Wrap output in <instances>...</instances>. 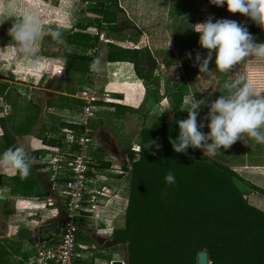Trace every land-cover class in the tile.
Listing matches in <instances>:
<instances>
[{"label": "crops", "instance_id": "1", "mask_svg": "<svg viewBox=\"0 0 264 264\" xmlns=\"http://www.w3.org/2000/svg\"><path fill=\"white\" fill-rule=\"evenodd\" d=\"M116 1L124 17L135 29L109 30L108 38L104 37V42L95 43L93 52L74 51L79 55L92 54L93 60L98 56L102 58L103 70L93 73L90 81L85 78L90 67L85 71L66 66L65 54L53 59L52 56L36 53L34 57H28L27 67L19 68L11 64L15 53H3L4 57L10 53V57L4 59L8 66L0 72V124L4 125L14 139L13 147L23 144L29 151L32 167L27 179H21L10 168H0V264H29L32 243L55 238V233L64 220V180L48 181L41 160L49 153L48 146L60 144L61 129H75L77 126L73 119L80 104L75 96L79 88L91 85L97 91L108 93L105 101L95 103L94 116L90 119L94 163L93 171L88 173L91 182L87 184V188H97L101 193L96 197L94 211L82 213L77 222L75 242L80 257L78 261L86 264H107L112 259H122L123 253L126 256L125 243L114 242L113 235L123 227L129 160L138 150L139 130L148 126L161 110L167 116L170 115L173 99L177 97V85L181 87L184 73L190 74L189 78L192 74L195 81L192 83L190 80V93L185 94L187 101L189 96L190 101L194 102L193 93L208 94L209 102L226 93L223 88L225 80L216 84L210 70L206 71V88L201 90L200 84L204 85L198 76L199 67L192 64L190 68L186 64L184 67L182 48L179 44L176 45L181 39L176 36V26L186 24L192 32H196L194 25L207 20L199 19L200 12L203 15L208 8L206 1L189 0L194 9L190 7V16L185 15L183 18V6L178 4L180 0ZM199 4L205 5L203 9ZM173 9L179 11L176 13ZM47 19L53 21L52 17L48 16ZM57 24L59 26L54 28L60 27L62 23L57 20ZM108 25L105 23L104 27ZM252 25L253 31H262L259 26ZM263 39L259 38L260 42H256L262 43ZM106 41L135 48L145 46L155 62L150 75L145 78L137 77L131 61L106 60ZM76 48L80 50L85 47ZM78 65L80 68L82 65L86 66L83 60H78ZM242 67L246 69L245 66ZM57 68L60 69L59 73L55 72ZM256 68H261V71H256L261 72V79L251 83L255 88L264 90V67ZM21 69H25L23 71L27 76H21ZM186 100L181 95L180 108ZM197 119L198 122L203 119L200 113ZM203 122L205 127L200 130L207 133L210 131L206 126L208 121ZM233 148L237 149L238 153L235 154L242 161L231 162L228 165L230 168L237 173L238 169L263 173L264 164H250L248 159L254 160L253 157L259 156L264 150V144L252 141L248 145L245 137L227 150ZM198 151L204 153L202 149ZM228 153L230 152L223 150V153L209 157L221 159ZM16 183L29 186L30 195L12 193L9 186ZM52 223L54 229L51 228Z\"/></svg>", "mask_w": 264, "mask_h": 264}, {"label": "trees", "instance_id": "2", "mask_svg": "<svg viewBox=\"0 0 264 264\" xmlns=\"http://www.w3.org/2000/svg\"><path fill=\"white\" fill-rule=\"evenodd\" d=\"M85 1L89 4L82 6ZM205 1L208 8L203 15L200 12L199 19L211 18L213 22L221 19L224 8ZM59 3L58 9L50 8L53 15L63 12L64 8L76 7L79 15L87 13L81 17L82 23L74 22L66 32L64 40L69 45L92 49L97 33L88 29L98 27L100 22L109 24V30L135 29L124 17L116 0H73L69 6L62 0ZM27 4L18 0L16 8L25 11L30 6ZM184 9L183 13L190 16L191 9ZM10 15L6 9L0 11V22L13 19ZM52 18L54 23L59 16ZM49 26L52 27L51 21ZM44 31L47 32V29L42 31L45 39L50 38ZM186 31L183 34L186 38L183 40L181 36L176 45L179 44L185 52L189 49V52L197 50L207 54V50L199 45L200 34L189 28ZM105 52L108 61H131L134 74L139 78L148 77L155 64L145 46L135 48L106 41ZM62 54H65V65L72 69L86 71L93 61L92 54L79 55L74 51ZM78 60H83L86 66L80 68ZM85 78L88 79V73ZM187 93L189 85L183 79L181 87L177 85V97L173 99L170 115L161 110L148 126L139 130L137 157L129 160L123 227L114 233L113 241L125 243L124 264H195V254L201 249L206 250L209 264H264V210L248 203L237 184L245 183L253 192L263 196L264 188L246 181L228 165L204 155L198 149L190 147L186 154L173 150L169 138L178 137L177 122L188 116L180 110L181 95ZM205 98L210 100L208 94L193 93L194 102ZM207 112V106L199 110L202 117ZM0 128V152L3 153L13 147L14 139L4 125L0 124ZM150 140L157 141L161 147H148ZM246 140L248 145L255 142L251 137H246ZM169 172L175 176L174 184L165 180ZM46 176L48 179V174ZM9 187L12 193H31L25 183ZM78 220L79 217L76 226Z\"/></svg>", "mask_w": 264, "mask_h": 264}, {"label": "clouds", "instance_id": "3", "mask_svg": "<svg viewBox=\"0 0 264 264\" xmlns=\"http://www.w3.org/2000/svg\"><path fill=\"white\" fill-rule=\"evenodd\" d=\"M64 0H62V3ZM218 7L226 5L230 13H239L264 31V0H209ZM18 0H0V11H14ZM199 35V45L207 50L205 56L196 53L195 59L200 72L209 70V64L215 53V67L220 73H228L249 57L264 59V42L257 43L255 37L247 27L236 20L211 18L203 23L194 25ZM54 40L62 41L60 30H50ZM9 35L15 43L14 53L17 56H35L38 49L37 42L42 38V24L38 13L28 11L15 18ZM170 44V41H169ZM168 44V45H169ZM191 59L192 54L186 53ZM101 57H96L90 64V71L99 73L103 70ZM223 88L227 94H222L214 101L207 98L185 101L181 111H187L186 119L179 120V135L170 139L173 150L177 153H187L191 147L202 149L204 155L210 157L221 154V149H229L235 142L245 137L254 138L257 143L264 144V90L254 87L246 76H238L234 80L225 81ZM207 106L209 111L198 122L199 110ZM208 121L209 132L200 129L205 127L203 121ZM161 147L155 140H150L148 147ZM155 153L153 152V155ZM31 156L23 144L9 147L0 154V168H10L18 173L21 179L31 175ZM165 180L169 184L175 183V176L169 172Z\"/></svg>", "mask_w": 264, "mask_h": 264}, {"label": "built area", "instance_id": "4", "mask_svg": "<svg viewBox=\"0 0 264 264\" xmlns=\"http://www.w3.org/2000/svg\"><path fill=\"white\" fill-rule=\"evenodd\" d=\"M104 22L98 26L97 41L104 42ZM56 73L60 69L55 70ZM93 72H88V81ZM75 96L80 100L74 123L75 129L63 128L62 139L57 146H48L49 153L42 162L48 174V180L54 182L64 179L63 186V216L64 220L57 229L56 237L49 240H36L32 243V255L29 264H86L81 263L76 250V219L82 213L94 211L96 197L101 193L97 188H87L91 182L89 172H92L93 146L90 119L94 116L95 103L105 101L108 93L97 91L91 85L79 88ZM136 152V151H135ZM137 157V152L131 160ZM107 264H124L122 259H112Z\"/></svg>", "mask_w": 264, "mask_h": 264}, {"label": "rangeland", "instance_id": "5", "mask_svg": "<svg viewBox=\"0 0 264 264\" xmlns=\"http://www.w3.org/2000/svg\"><path fill=\"white\" fill-rule=\"evenodd\" d=\"M22 1L27 2L28 3L27 5H30V6L25 11H21L17 8L14 11H8L11 14L10 15L11 18H13L12 20H15L16 17H20L28 11H34V12L38 13L40 16L41 24H42V31L44 29H47V32L46 31L43 32L45 34L47 33L46 36H51L49 34L50 30H60L62 32V41L63 42H58L57 40H54L52 36L50 38L45 39V36H43V34H42V38L37 42V45H36V47L38 49L37 53L43 54L45 56H52V58L55 59L57 56H60V55H62V53L68 52V51L93 52L92 49H88V48H81L79 50L76 48V46L68 45L64 40V36H65L66 32L68 31L69 26L74 24V22H76V21H79L80 23H82L81 17L83 15H87V13H84V14L82 13L79 15L78 11H77L78 7H76L74 9L73 8L72 9H67V8L65 9L64 8L63 12L60 11V12H58V14H57V12H55V14L53 15L52 14L53 13V10H52L53 7L58 9L60 6L59 2H61V0H22ZM64 2L67 4V6H69L72 4L73 0L72 1L65 0ZM168 3H170V1ZM87 4H89L88 1L84 2L82 4V6L87 5ZM178 4L183 6V10L182 11L180 10L181 14H182V18L186 17L185 14L183 13L186 10L184 8L187 7V9H190V7L191 8L193 7L192 4H190L189 0H180V1H178ZM204 6H205L204 4H199V7H201L202 9ZM50 8H52V9H50ZM223 8H224L225 13L223 14L222 18L236 20L237 22L245 25L247 27L248 31L255 37L256 41L259 38H260V40L263 39L264 32L263 31H253L252 30V26H253L252 24H254V23L250 19H248L247 17H245L239 13H235V14L230 13L227 10L226 5L223 6ZM192 9H194V8H192ZM173 10L174 11L176 10V13L179 11L178 9H173ZM48 12L50 14V17L57 16V15L59 16V18L57 20H58V23H62V24H60V27L54 28L55 26H59V24H57V21L52 24V27H47L48 23H50V21H48V19H47ZM49 20H51V19H49ZM51 22H53V21H51ZM180 24H182V22ZM254 25L257 26L256 24H254ZM188 28H189V26L186 24L176 26V30H177L176 36L181 38V36H183L182 34H185L187 32L186 30ZM174 29H175V27H174ZM88 30L91 32H95L97 34L99 33L97 26L89 28ZM101 30L103 31V36L105 37V39L108 38L107 36H108L109 29H107V26L103 27ZM172 32H173V30L171 29V33ZM185 38L186 37L183 36L182 39L184 40ZM8 39L9 40L7 41V43L4 40L0 39V54H2V55H0V72L5 70L4 67L6 65L8 66V64L5 63L4 59H8L10 57V53H9V56H6V57L3 56V53H7V52L14 53L15 43L12 40L11 36H9ZM258 42H260V41L258 40ZM100 51H101V49L99 50V52ZM182 52H183V62H185L187 67L190 68L191 64L193 66H198L196 59H195L197 50H195V52H189V49H188V52H185V51H182ZM186 53H191L192 58L191 59L187 58ZM199 53L201 54V56L206 55L203 52H199ZM27 60H28V57L17 56L16 54H14V57L11 60V64L15 67H19V68L24 67L25 68L29 64V61H27ZM214 61H215V56H213V60L209 64V70L211 71L212 74H210V75L214 77L216 84L221 80H225V81L234 80L238 76H246L247 80L250 82L254 81L256 79L259 80V79H261V77H260L261 68H256V67L257 66L258 67H260V66L264 67V59L252 56V57H249L248 59H246L244 62H242L238 66H236L232 71H230L228 73H220L219 71H217ZM242 66H245L246 69H242L243 68ZM257 69L258 70L260 69V71L258 73L256 72ZM21 70L23 71L25 69H21ZM22 71H20L21 76L22 77L27 76V75H25L24 71L23 72ZM198 73H199L198 76H199V78H201L202 84L204 85V87H203L200 84V89L205 90L206 79H207L208 73L207 72H199V71H198ZM262 75H264V70H263ZM189 76H190V74L184 73V81H186L188 83V85L190 86V83H191L190 80H192V83H195V81H194V78H192V74H191V78H189ZM0 77H2V74H0ZM263 84H264V80H263ZM189 93H187V94H189ZM185 97H186V95H184V100H186ZM187 97H188V100L190 101V99H189L190 97L189 96H187ZM183 112L187 113L186 110ZM223 150L224 149H221L222 153H223ZM226 151H229L230 153H228L225 158L222 157L221 159H219V158H215V159H218V161L225 163L227 165L232 164L231 162L237 163L238 161L239 162L242 161V158H240L238 154H235V152L238 153L237 149L233 148V149L226 150ZM232 151H234V152H232ZM253 159L254 160L248 159L250 164H252V163L264 164V150L259 156L253 157ZM247 164H249V163L247 162ZM237 171H238V174H240L244 179H246V181L251 182L257 186L264 188V171H263V173H259V172H256L255 170H251V169H238ZM237 185H238L239 190L243 193V196L245 197V199L248 203L256 206L259 209L264 210V196L263 195L258 194L256 192H253L251 189H249V187L245 183H238ZM121 258L123 260H125V254L124 253L121 255Z\"/></svg>", "mask_w": 264, "mask_h": 264}, {"label": "flooded vegetation", "instance_id": "6", "mask_svg": "<svg viewBox=\"0 0 264 264\" xmlns=\"http://www.w3.org/2000/svg\"><path fill=\"white\" fill-rule=\"evenodd\" d=\"M15 20L12 19H5L3 21L0 22V39L4 40L6 43L9 40V29L13 26ZM47 27L49 26V23L47 25Z\"/></svg>", "mask_w": 264, "mask_h": 264}, {"label": "water", "instance_id": "7", "mask_svg": "<svg viewBox=\"0 0 264 264\" xmlns=\"http://www.w3.org/2000/svg\"><path fill=\"white\" fill-rule=\"evenodd\" d=\"M51 228L54 229V224H51ZM195 264H209L207 259V252L204 249L198 250L195 254Z\"/></svg>", "mask_w": 264, "mask_h": 264}]
</instances>
